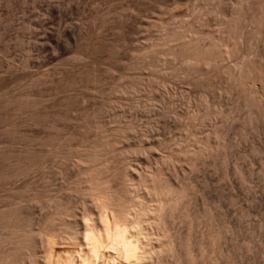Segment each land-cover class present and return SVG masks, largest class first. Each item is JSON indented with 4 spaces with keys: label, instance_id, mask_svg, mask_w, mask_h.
I'll list each match as a JSON object with an SVG mask.
<instances>
[{
    "label": "rangeland",
    "instance_id": "obj_1",
    "mask_svg": "<svg viewBox=\"0 0 264 264\" xmlns=\"http://www.w3.org/2000/svg\"><path fill=\"white\" fill-rule=\"evenodd\" d=\"M262 4L0 0V264H264Z\"/></svg>",
    "mask_w": 264,
    "mask_h": 264
},
{
    "label": "bare ground",
    "instance_id": "obj_2",
    "mask_svg": "<svg viewBox=\"0 0 264 264\" xmlns=\"http://www.w3.org/2000/svg\"><path fill=\"white\" fill-rule=\"evenodd\" d=\"M244 6H242L235 15H231L232 18L225 19L220 23L222 27V37L227 39L230 37H242L246 31L245 27V17H244V8L249 7L253 0H243ZM262 1V6H260L259 9L262 11L263 18L260 20H257L253 31H251V36L254 38H258L257 36L261 37L264 35V0ZM223 18V16H222ZM218 19V18H217ZM218 30V29H217ZM217 32V31H216ZM217 34V33H216ZM193 35V34H192ZM187 36V35H186ZM221 36V34H220ZM232 37V39H234ZM189 38V37H188ZM193 38V37H191ZM195 38V37H194ZM221 38V37H220ZM186 39V38H185ZM231 39V38H230ZM231 39V41H232ZM252 39V38H251ZM223 40V39H222ZM250 41V40H249ZM241 69V68H240ZM244 72V71H243ZM249 72V71H248ZM251 73V71H250ZM255 73V72H254ZM250 75V74H249ZM250 77V76H249ZM246 79V78H245ZM244 81V80H243ZM255 81V80H254ZM251 82V81H250ZM252 83V82H251ZM244 84V83H243ZM255 88V86H254ZM262 89V87H261ZM264 92V91H262ZM258 97V95H257ZM264 97V96H262ZM259 100V99H258Z\"/></svg>",
    "mask_w": 264,
    "mask_h": 264
}]
</instances>
